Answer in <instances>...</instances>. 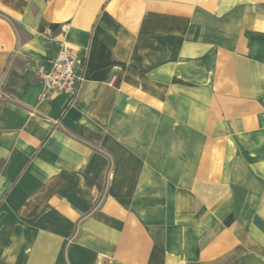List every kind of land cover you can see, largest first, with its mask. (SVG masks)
I'll return each mask as SVG.
<instances>
[{"label":"crops","instance_id":"0c3cea01","mask_svg":"<svg viewBox=\"0 0 264 264\" xmlns=\"http://www.w3.org/2000/svg\"><path fill=\"white\" fill-rule=\"evenodd\" d=\"M0 264H264V0H0Z\"/></svg>","mask_w":264,"mask_h":264},{"label":"built area","instance_id":"2783aa9c","mask_svg":"<svg viewBox=\"0 0 264 264\" xmlns=\"http://www.w3.org/2000/svg\"><path fill=\"white\" fill-rule=\"evenodd\" d=\"M68 27L64 26L59 35L60 51L50 68L40 66L37 72L46 91L52 93H74L77 87L75 66L77 59L67 41Z\"/></svg>","mask_w":264,"mask_h":264}]
</instances>
